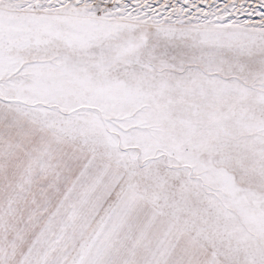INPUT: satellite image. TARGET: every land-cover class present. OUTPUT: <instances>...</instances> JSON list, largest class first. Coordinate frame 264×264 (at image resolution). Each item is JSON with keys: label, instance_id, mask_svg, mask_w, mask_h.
<instances>
[{"label": "snow or ice", "instance_id": "6c2138e0", "mask_svg": "<svg viewBox=\"0 0 264 264\" xmlns=\"http://www.w3.org/2000/svg\"><path fill=\"white\" fill-rule=\"evenodd\" d=\"M0 264H264V0H0Z\"/></svg>", "mask_w": 264, "mask_h": 264}]
</instances>
